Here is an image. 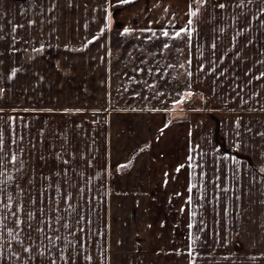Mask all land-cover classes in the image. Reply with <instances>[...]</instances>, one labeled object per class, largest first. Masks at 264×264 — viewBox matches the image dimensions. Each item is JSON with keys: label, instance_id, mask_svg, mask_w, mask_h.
<instances>
[{"label": "crops", "instance_id": "1", "mask_svg": "<svg viewBox=\"0 0 264 264\" xmlns=\"http://www.w3.org/2000/svg\"><path fill=\"white\" fill-rule=\"evenodd\" d=\"M15 35L0 264H264V0H22Z\"/></svg>", "mask_w": 264, "mask_h": 264}, {"label": "rangeland", "instance_id": "2", "mask_svg": "<svg viewBox=\"0 0 264 264\" xmlns=\"http://www.w3.org/2000/svg\"><path fill=\"white\" fill-rule=\"evenodd\" d=\"M22 0H0V69L2 68V74L0 71V117L5 116L8 129L13 128L15 125V94H14V51L16 43V12L18 10V2ZM26 6V4H24ZM21 9V4H20ZM174 40V39H173ZM7 47L10 51L8 54L9 58L13 60H3V50L2 47ZM2 51V52H1ZM5 57V56H4ZM184 68V65H183ZM184 72V69H182ZM174 72V71H173ZM171 74V73H170ZM180 83L176 84L172 78H168L166 84L161 87H152V91L156 92L157 90H162L167 92V100H164L162 97L160 100H155L153 102H143L139 101L132 105L135 106H154L156 108H179L181 106H186V99H183L181 102H175L176 98L181 96V93L187 92L185 79L179 77ZM128 89V88H126ZM130 92L133 91V88H129ZM135 91L137 93V98H154V95L147 94V91L143 87H136ZM156 98V97H155ZM138 101V100H137ZM121 105H127V102L120 103ZM131 104V103H130Z\"/></svg>", "mask_w": 264, "mask_h": 264}, {"label": "snow or ice", "instance_id": "3", "mask_svg": "<svg viewBox=\"0 0 264 264\" xmlns=\"http://www.w3.org/2000/svg\"><path fill=\"white\" fill-rule=\"evenodd\" d=\"M122 2H123V3H130V2H132V0H122ZM196 2H197V3H200L201 0H196ZM203 2L206 3L207 0H203ZM218 6H219L220 8H224V7H225L224 4H219ZM196 14H197L196 12H191V15H192V16H195ZM109 19H110V17H109ZM189 23H191V21H189ZM165 35H168V34L165 33ZM177 36H179V33H177ZM261 135H264V134H261ZM189 159H191V157H189ZM15 162H16V161H15V157H13V158H12V163H15ZM261 171H264V169H261ZM3 174H4L3 172H0V175H3ZM9 179H11V177H9ZM0 203H3V201H0ZM10 203H11V196L8 197V203H5V204H4V207H5V208H8ZM12 215H13V216H16L17 221H18L19 224H23V223H24L23 221H20V220H19V216L17 215V213H12ZM28 216H29V217H33V216H34V213L29 212V213H28ZM190 227H191V225H190ZM29 228H31V224H30V223H29ZM37 231H39V232H43V229H42V228H38ZM8 236H9V237H12V236H13L12 231H9V232H8ZM48 239L51 241V240H52V237H48ZM19 242H20L21 244H23V241H19ZM24 251L30 253V252H31V249H30V248H25ZM12 255L16 256V258L19 259V256H18L16 253H13ZM41 255H43V253H41ZM3 258H4L3 249L0 248V259H3ZM53 264H54V262H53Z\"/></svg>", "mask_w": 264, "mask_h": 264}]
</instances>
